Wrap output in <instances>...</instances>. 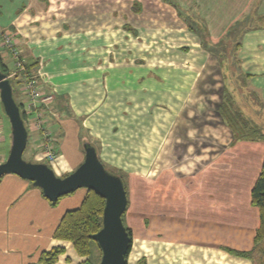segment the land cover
Wrapping results in <instances>:
<instances>
[{"label": "crops", "instance_id": "crops-1", "mask_svg": "<svg viewBox=\"0 0 264 264\" xmlns=\"http://www.w3.org/2000/svg\"><path fill=\"white\" fill-rule=\"evenodd\" d=\"M172 1L181 10L196 5L200 16L206 15L215 26L237 19L250 3L253 12L264 13V0ZM179 6L171 0H0V30L12 29L26 62H36L31 69L41 91L54 96L46 114L57 155L47 164L57 175L69 173L83 160L82 141L89 139L83 135L79 141L82 131L126 152L130 144L127 129L139 130L140 125L156 129L150 138L139 141L147 148L145 165L121 163L129 190L135 184L140 192L143 218L154 214L156 225L154 233L148 228L135 233L129 224L131 239L138 245L134 248L131 242L126 264H136L141 257L145 264H264L261 248L251 257L229 250L254 246L259 213L250 203V189L261 168L264 144L230 143V139L201 161L191 156L178 158L175 140L164 136L165 123L175 119L181 96L193 86L195 63L187 61L184 82L174 71L181 60L159 59L148 47L155 37L177 33L184 26ZM241 48L240 66L249 73L255 91H262L264 101V27L247 31ZM0 52L10 74L13 59L1 45ZM18 91L24 103V91ZM27 132L28 151L45 158L37 131L28 125ZM3 133L0 111V142L6 139ZM96 150L103 164H108L103 150ZM191 177L196 179L189 181ZM85 193L86 188H78L53 205L30 180L14 173L2 175L0 264L36 262L40 252L53 245L64 246L69 256V263L61 256L54 264L80 261L83 257L70 242L52 235L63 213L79 206Z\"/></svg>", "mask_w": 264, "mask_h": 264}, {"label": "rangeland", "instance_id": "rangeland-1", "mask_svg": "<svg viewBox=\"0 0 264 264\" xmlns=\"http://www.w3.org/2000/svg\"><path fill=\"white\" fill-rule=\"evenodd\" d=\"M250 6L252 7L253 3H250L245 9L244 14L240 15L237 19L233 18L232 21L229 19L225 20L217 26L212 24L211 19L205 15L204 11L206 9H204L203 6V16L205 15V18H203L205 21L204 23L207 27L209 26V28H212L214 32V34L210 33L211 38L206 37L207 35H202L204 24L200 18L197 17L198 8L196 5L187 9L186 12L177 8V12L181 14L180 16L178 15L179 19L182 23H184V26H182L177 33L169 32V34H165L161 37L157 36L151 40V45L148 48L149 52L152 53L154 57L159 59L169 58L173 60L176 59L178 61L181 60L180 65H175L174 69L175 72L180 73L179 75L181 76V80L184 81L183 75L187 73V61L189 62L193 60L195 63L194 78L190 81V85L193 86L189 89L187 94L184 95V97L181 96L179 100L181 108L178 109L175 119H172L170 123H165L164 128V136H170L175 140L174 154L177 155L178 158L183 159L191 156L201 161H204L205 159L207 160L231 139V132L218 113V106L226 88H228L230 92L234 93V95L236 94V97L238 98L237 100L240 102L242 107H244L246 113L253 116L256 120L264 123V105H262L260 101V99L263 101V97H261L262 91H255L257 88L251 86V83L249 82L250 77L248 80H244V77L240 74L241 71L238 70L239 66H237L238 62L236 60L237 57L241 58L240 54L242 55V48L238 42L242 44V39L245 33L253 29L248 27L252 24L251 20H255L250 14L253 12ZM208 14L210 15L209 12ZM211 15L213 16L214 13H211ZM229 25L231 29H229ZM212 38L215 39L213 40ZM160 41L163 43L160 47L161 50L157 47ZM176 42H178V44H176ZM191 43H194V46H191ZM216 50L221 54L223 53L226 57L229 56V68H234L233 70H235V72H233V76H228L229 74L227 75L233 79L231 82L229 81L228 84L226 80L228 77L224 79L223 68L220 67L219 60L215 56ZM162 67L168 68L166 65H162ZM238 71H240V73H238ZM184 82H181V95L183 94ZM13 85L15 99L17 103L21 102L23 96L21 97L18 91L21 89V83L14 80ZM16 85L17 87H15ZM232 86L235 90L232 89ZM16 89L18 90L16 91ZM256 93L259 94L260 99L257 97ZM22 101H24V99ZM26 101L27 99H25L24 103L21 102L23 107L26 104ZM0 111L4 126L3 134L6 135V139L0 142V156H4V158H6L11 141L10 124L6 114L4 113L1 102ZM165 116L166 114L163 116L164 121L166 120ZM26 125H29L28 121H26ZM153 131H156V129L152 127L150 129V127L145 125H140L139 130L134 128L127 129L126 136L130 137V144L127 146L126 152H123L118 145L113 144L112 142L101 144L99 139L93 136L92 133L89 134V132H87L85 134L84 131L80 133L81 138L79 141H82L84 135L96 146V148L99 147L103 150L102 153L106 161H108V164L105 163V166H109L107 167L108 169L114 173L124 172L123 175H125L126 178L125 186L128 203L122 214V220L127 227L131 224L133 232L135 233L140 232L142 229L146 230L147 228V230L154 233L156 226L155 217L153 214L151 217L144 216L143 218L142 213L144 209L143 204L140 203L142 202L140 192H137L136 188L134 189L135 184H133V189L131 191L129 190V182L127 181L128 178L125 171L121 167V163H125L126 165L130 163L132 166H137L139 164V168L145 165L146 156H144V153H146L147 148L143 144H140L139 141L150 138ZM104 153L107 155L105 156ZM23 157L26 160H41L46 163L49 162V160L45 158H36L28 151V145L25 147ZM185 179L186 182L184 184L188 185L187 178ZM194 179L191 177L189 181ZM155 181L152 182V185L155 184ZM137 185H139V183L136 182V187ZM150 201L153 205L152 212L154 213V199H151ZM141 223L142 226L140 225ZM131 242L132 245H134V248H136L138 245L137 240L133 241L132 239ZM91 244V259L96 261L99 255V248L96 242H92ZM152 245H154V243H152ZM65 252L59 255L58 259L61 256H65V259L67 260L66 263H69V256L65 255Z\"/></svg>", "mask_w": 264, "mask_h": 264}, {"label": "water", "instance_id": "water-1", "mask_svg": "<svg viewBox=\"0 0 264 264\" xmlns=\"http://www.w3.org/2000/svg\"><path fill=\"white\" fill-rule=\"evenodd\" d=\"M0 102L9 120L11 136L7 157L0 161V178L6 173H14L28 179L50 201H56L78 188L93 190L104 198L102 225L90 234L100 249L96 264H126L131 237L122 221L128 199L121 176L105 167L95 145L88 140L82 141L83 160L63 176L57 175L46 162L26 160L23 152L27 144V127L9 78L1 70Z\"/></svg>", "mask_w": 264, "mask_h": 264}, {"label": "trees", "instance_id": "trees-1", "mask_svg": "<svg viewBox=\"0 0 264 264\" xmlns=\"http://www.w3.org/2000/svg\"><path fill=\"white\" fill-rule=\"evenodd\" d=\"M171 2L174 3L176 6H179L177 2L175 1L173 2L172 0ZM182 11L186 12V10L185 9L183 10V8ZM250 14L255 20L252 19L251 20L252 24H250L248 27L251 28L264 27V13L258 14L252 12ZM197 17L200 18V20L204 24L202 35L205 36L207 35L206 37L211 38L210 30L207 27V25L204 23L205 21L203 17L200 16L199 12H197ZM228 27L229 29H231L230 25ZM238 44L241 45V43L239 42ZM215 53H216L215 56L219 60L220 67L223 68V74H224L223 76L225 77L224 79H226V77L228 76H233V72H235V70H233L234 68H229L228 65L229 56L226 57L223 53L221 54L217 50ZM21 55H22V51H21ZM236 60L238 62L237 66H239V68L238 67L237 68L238 70L241 71V73L240 71H238V73H240L241 76L244 77V80H248L250 77L249 73L243 71V69L240 66L238 57L236 58ZM35 64L36 62H32L31 64L26 62V66L29 70H32L31 68L35 66ZM0 70L4 72L6 75H8V69L6 64L4 63L1 52H0ZM226 80L228 84L229 81L231 82L233 79L228 77ZM9 81L12 85L13 95H14L13 82L10 78ZM17 82L21 83L20 80H17ZM232 89L235 90L233 86ZM257 97L260 99L259 94H257ZM237 99L238 98L236 97V94L234 95V93L230 92L228 88H226V90L223 92L221 102L219 103L218 106V113L222 118V120L224 121V123L226 124V126L229 128L232 135L230 143H234L235 141H239V140H245V141L262 142L264 144V123L262 121L256 120L253 116L246 113L244 107H242V105ZM260 101L262 105H264L261 99ZM18 105L20 107L21 116L25 123L23 104L21 102H18ZM115 173L121 176V178L123 179L124 187L126 189L125 186L126 178L125 175H123L124 173L122 172H115ZM56 202L57 200L50 201V203L53 205ZM250 203L253 206L257 207L259 213V224L255 229V234H254V246L251 250H245V251L229 249L231 252H234L244 257H251L252 252L258 248H261L259 249L260 251L264 250V247L262 246V243H264V156L262 159L260 171L250 189ZM103 206H104V198L98 195L97 193H95L93 190L87 189L79 206L66 210L61 216L58 224L56 225L53 231V235H52L53 238L70 242L77 255L83 257V259L77 262L76 264H96L100 258V249H99L98 259L96 261H93L91 259V248H92L91 243L95 241L90 238V234L96 232L102 225ZM125 227L130 237L132 238L131 228L127 227L126 225ZM64 252H65L64 246L53 245L52 247L44 249L40 252L37 262H33L29 264H53L58 260V256L63 254ZM136 264H145V258L141 257L140 259L137 260Z\"/></svg>", "mask_w": 264, "mask_h": 264}, {"label": "built area", "instance_id": "built-area-1", "mask_svg": "<svg viewBox=\"0 0 264 264\" xmlns=\"http://www.w3.org/2000/svg\"><path fill=\"white\" fill-rule=\"evenodd\" d=\"M0 45L13 59L14 69L7 77L20 80L21 89L27 99L23 107L25 124L28 121L29 127L38 131L43 156L47 160H53L57 155L56 139L47 124L46 113L49 111L48 107L54 96L52 93L41 91L37 74L27 68L26 60L21 55L22 49L17 46L12 29L0 30Z\"/></svg>", "mask_w": 264, "mask_h": 264}]
</instances>
